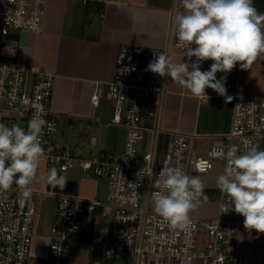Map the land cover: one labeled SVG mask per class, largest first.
Masks as SVG:
<instances>
[{
    "label": "built area",
    "instance_id": "built-area-1",
    "mask_svg": "<svg viewBox=\"0 0 264 264\" xmlns=\"http://www.w3.org/2000/svg\"><path fill=\"white\" fill-rule=\"evenodd\" d=\"M46 4L47 0H0V123L27 129L28 121L43 113L45 120L55 124L54 132L45 127L41 137L48 165L58 171L79 165L88 175L106 178L109 187L105 200L33 184L28 200L20 196L21 189L15 184L0 193V264H33L34 257L42 264H67L77 242L89 246L93 264H116L122 256H128L132 264H264V245H257L251 255L238 251L237 221L242 215L230 209L222 212L220 204L226 198L221 192L216 213H190L188 231L172 230L155 213L152 200L154 181L165 161L195 176L209 174L215 159L223 161L224 171L226 160L213 155L221 149L236 146L242 152L249 145H258L264 150V93L245 94L226 87L227 95L234 98L229 131L204 153L191 155L189 134L167 130L163 124L166 77L145 70L161 52L186 53L188 45L178 41L174 24L175 15L183 9L173 8L165 46L132 42L119 46L107 97L112 104L109 123L126 130L123 148L92 149L86 156L76 155L73 146L60 137V114L52 106L55 73L12 57L17 50L15 34L39 30ZM101 92L100 86L94 89V105L100 103ZM164 134L168 139L161 144ZM178 141L183 145L179 156ZM38 195L55 198L54 220L46 235L37 231ZM102 207L112 209V227L107 238L102 235L97 241L95 214ZM36 236L48 239L46 253L32 252ZM200 237H206L205 245H199Z\"/></svg>",
    "mask_w": 264,
    "mask_h": 264
},
{
    "label": "crops",
    "instance_id": "crops-1",
    "mask_svg": "<svg viewBox=\"0 0 264 264\" xmlns=\"http://www.w3.org/2000/svg\"><path fill=\"white\" fill-rule=\"evenodd\" d=\"M46 5V15L39 30H23L15 34L17 50L12 57L22 64H36L55 73L52 106L69 122L73 119L100 121L105 109L106 113L112 114L107 88L115 75L119 46L124 42L165 46L170 12L173 8L182 9L181 0H47ZM253 5L257 11L264 12V0H253ZM184 55L176 53L173 58L175 62L181 59L188 62ZM212 63L211 60L203 61L201 70H208ZM221 76L227 77L225 86L229 89L238 88L245 94L264 93V54L250 69L242 70L238 62L231 72L217 73L218 79ZM97 86L102 92L100 103L94 105L91 96ZM166 88L162 114L164 127L189 134L191 155L204 153L215 140L229 131L234 108L232 96L231 102L225 103L224 97L208 88V97H195L172 82L171 77H166ZM108 124L113 125L109 121ZM167 139V134H164L161 144H165ZM97 141V136H92L90 145L95 146ZM220 174L222 172H215L213 168L209 174L195 176L201 178L204 191H207L217 185L216 177ZM202 198L201 205L190 213H216L218 198L211 203H204ZM45 240L47 250L36 254L48 251V239ZM257 245H264V234L254 229L249 233L244 227V217H239L238 251L251 255Z\"/></svg>",
    "mask_w": 264,
    "mask_h": 264
},
{
    "label": "clouds",
    "instance_id": "clouds-1",
    "mask_svg": "<svg viewBox=\"0 0 264 264\" xmlns=\"http://www.w3.org/2000/svg\"><path fill=\"white\" fill-rule=\"evenodd\" d=\"M181 6L183 10L175 15L174 24L178 41L188 45L184 55L188 62H175L165 51L156 55L145 70L171 77L195 97H208L206 89L210 88L224 97L225 103L231 102L225 86L227 77L218 79L217 73L231 72L238 62L242 70L250 69L264 54V13L257 11L253 0H181ZM206 60L213 63L202 71L201 64ZM43 115L33 116L27 129L0 123V193L15 184L21 189L20 196L30 199L31 185L45 153L41 137L45 127L48 132L55 131V124ZM177 143L179 156L183 145ZM213 155L226 160L223 173L216 177L217 187L226 198L220 204L222 212L235 211L244 217L249 233L254 229L264 234V150L249 145L240 152L236 146H229L227 151L221 149ZM158 177L152 193L155 213L172 230L188 231L192 225L190 212L200 204L201 197L207 199L203 181L170 166L168 161ZM45 179L53 189L62 190L67 182L56 167L49 169Z\"/></svg>",
    "mask_w": 264,
    "mask_h": 264
},
{
    "label": "rangeland",
    "instance_id": "rangeland-1",
    "mask_svg": "<svg viewBox=\"0 0 264 264\" xmlns=\"http://www.w3.org/2000/svg\"><path fill=\"white\" fill-rule=\"evenodd\" d=\"M111 102V101H110ZM60 114V113H59ZM97 114V111H95ZM111 114L106 113V109L100 115V121L92 120H78L73 119L71 122L63 119V116H59L60 136L62 140H67L72 146L74 154L86 156L92 149H110L118 147L119 150L123 148V144L126 137V130L122 127L109 125ZM96 135L98 141L95 146L90 145V139ZM215 172H222L223 161L215 159ZM52 166L48 165V160L42 156L39 162L38 174L33 185L40 189H52L60 192L68 193H81L84 195H90L95 198L105 200L108 192V180L104 177H96L86 174L79 165L70 168L69 170L59 171L61 175H64L67 179L65 187L61 190L59 188L53 189L48 185L45 177L49 169ZM204 197L202 198L204 203H211L213 199L218 198L220 194L219 188H214L204 191ZM38 206H37V219H38V233L40 235H46L50 232L51 224L54 220L55 212V198L52 195L41 196L38 195ZM201 205V203L199 204ZM210 209L212 208L209 206ZM112 209L108 207L99 208L95 214V232L94 239L99 241L102 240V235L107 238V235L111 231L113 213ZM45 236H37L33 238L32 252L37 253L47 250ZM203 241V242H202ZM202 242V243H201ZM207 242L206 237H200L199 245H205ZM45 252V251H44ZM42 252V253H44ZM94 258L91 259L89 252V246L84 243H75L71 248L67 264H93ZM33 264H42L41 259L33 258ZM116 264H132V260L128 256L118 257Z\"/></svg>",
    "mask_w": 264,
    "mask_h": 264
}]
</instances>
